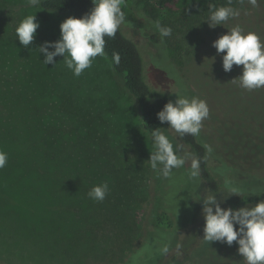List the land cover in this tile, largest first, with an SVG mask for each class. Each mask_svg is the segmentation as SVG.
<instances>
[{"label":"rangeland","instance_id":"obj_1","mask_svg":"<svg viewBox=\"0 0 264 264\" xmlns=\"http://www.w3.org/2000/svg\"><path fill=\"white\" fill-rule=\"evenodd\" d=\"M131 1L142 14L141 27L124 31L142 52L147 83L173 102V92L207 102L209 117L199 140L213 148L211 154L206 152V162L218 189L210 190L200 177L190 179V161L169 178L150 167L152 138L105 56L96 57L79 77L62 55L54 58L55 64L43 63L39 46L60 38V24L67 16L30 7L27 0H0V147L8 154L0 169V264H118L155 229L152 215L159 207L168 208L175 218L174 227L165 231L169 250L164 253L165 243L150 236L132 264H185L192 259L223 264L227 247L202 239V201L195 199L199 193L216 192L219 201L229 194L224 190L229 180L239 192L221 206L238 209L239 198L255 190L230 164L233 138L239 133L210 111L218 109L236 121L246 113L224 105L221 110L219 100L194 91L201 80L212 97H220L215 88H223L219 79L228 72L216 62L205 65L206 57L195 74L193 65L185 70L191 88H180L172 70L154 55V40L160 35L153 22L169 17L167 0ZM257 6L264 12V0H257ZM28 15H35L39 28L25 47L15 28ZM217 38L213 35L207 42ZM167 52L174 63L168 47ZM213 78L216 86L210 82ZM252 108V115H264L257 102ZM163 132L193 154L173 130ZM102 182L109 191L103 201H94L87 193Z\"/></svg>","mask_w":264,"mask_h":264},{"label":"trees","instance_id":"obj_2","mask_svg":"<svg viewBox=\"0 0 264 264\" xmlns=\"http://www.w3.org/2000/svg\"><path fill=\"white\" fill-rule=\"evenodd\" d=\"M167 2L170 15L162 21L161 25L171 27L172 34L163 40L161 37L154 40V55L165 62L169 70H172L171 75L175 78V82L180 88L186 90L191 88L188 83L190 81L185 75L188 66H194L193 73L195 74L198 63L203 62L205 57V65L212 62L222 65L223 54H218L213 44L207 42V38H211L213 35L220 37L226 34L228 29L223 25L211 28L205 20L208 18L211 5L227 6L228 0H167ZM231 6L238 8L240 15L229 20L226 26L232 28L239 25L245 32H255L264 42V12L258 6L252 7L247 3V0L243 4L240 3V0H233ZM40 7L67 17L79 18L89 12L93 4L92 0H41ZM122 10L126 14V22L121 25L115 38L105 37V57L111 69L121 78L122 86L134 100L139 110L141 126L151 137L152 129L160 127L161 131H164L169 127L167 122L161 123L159 121L157 113L170 100L164 92L152 88L147 83L142 52L137 43L124 31V28H140L139 20L142 18V14L135 10L131 0H124ZM167 47L172 51L174 63L170 61ZM206 48L209 50V56L205 55ZM113 53L120 55L118 64L113 62ZM203 55L204 57H202ZM242 67L234 65L225 77L221 76L219 83L223 85V88H215V91L220 93V97H212L210 90L204 87L206 84L202 85L201 80H197V90L196 88L192 89L195 92L200 91L204 97L206 96L212 101L219 100L221 110H223L224 105L229 110L238 107L243 113H246V118L236 121L231 114L225 118L223 117L224 112L218 109V111H210V113L213 112L218 116L217 119L226 122L231 130H236L239 133L237 137L233 138L235 147L230 153V164L235 174L255 187L256 191L245 193L238 200L240 207H251L264 199V115L251 114L253 104L256 102L259 110H264V88L252 91L241 88L237 77L242 74ZM235 78L237 79L234 82L233 79ZM210 82L215 86L217 85L216 78ZM181 140L190 148L195 157L200 158V178L210 190L216 191L218 184L207 167L206 150L203 147V142L199 140V137L194 138L191 135H185ZM244 153L247 155L244 156ZM152 216L155 229L148 232L141 243L133 245L126 258L121 259L118 264H132L131 261L134 257L136 258L139 254L142 256L141 251L145 240L150 236H158L155 237L163 241L165 246L169 244L165 231L174 227V215L168 208L159 207ZM225 245L227 249L222 259L223 264H245L243 257L238 253L236 242H233L231 246L226 243ZM141 264L148 263L144 260V263L141 261ZM185 264L207 263L199 259H192Z\"/></svg>","mask_w":264,"mask_h":264},{"label":"clouds","instance_id":"obj_3","mask_svg":"<svg viewBox=\"0 0 264 264\" xmlns=\"http://www.w3.org/2000/svg\"><path fill=\"white\" fill-rule=\"evenodd\" d=\"M245 0H240L243 4ZM233 0H228L227 6L211 5L207 21L209 27L223 25L228 29L226 34L213 41V47L222 55V67L230 72L233 66H243L242 74L237 77L239 86L252 91L264 88V42L253 31H247L237 25L228 28L227 22L239 17L240 10L232 7ZM252 7L257 6V0H247ZM30 7H39L41 0H27ZM93 7L82 17L69 16L60 24V38L56 41H45L39 46V53L44 54L43 63L55 64L54 58L63 56L66 67L74 76L79 77L84 70L91 68L96 57H104L105 37L115 38L121 25L126 22V14L122 10L124 0H92ZM155 29L161 39L172 34L171 27L162 26L154 21ZM39 23L35 15L24 17L15 28V35L20 44L27 47L33 40ZM49 48L54 49L49 51ZM113 62H120L119 53H113ZM233 79L235 80L237 79ZM175 102L169 101L157 113L161 123L167 122L168 128L178 134L199 137L203 121L209 117L207 102L198 97H187L178 92ZM152 149L150 152V167L163 178H169L174 169H180L190 161L189 178L197 180L201 175V160L184 149L182 144H174L160 127L152 129ZM206 152L211 154L213 148L203 144ZM182 153V154H181ZM8 162V154L0 150V169ZM224 190L229 194L222 195L217 200L216 192H205L196 201H202V215L205 220L203 238L208 242H233L238 245V253L245 264H264V199L251 207L233 209L222 207L221 204L231 194H238L239 190L231 181H224ZM109 191L107 182L93 186L87 193L94 201H103ZM223 193V192H221ZM179 247V245H178ZM168 246L162 251L168 252Z\"/></svg>","mask_w":264,"mask_h":264}]
</instances>
